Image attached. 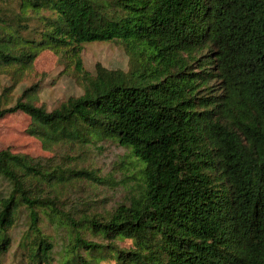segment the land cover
Returning <instances> with one entry per match:
<instances>
[{
	"label": "trees",
	"instance_id": "16d2710c",
	"mask_svg": "<svg viewBox=\"0 0 264 264\" xmlns=\"http://www.w3.org/2000/svg\"><path fill=\"white\" fill-rule=\"evenodd\" d=\"M122 45L127 69L82 60ZM57 49L82 93L48 109L38 84ZM6 77L7 82H2ZM23 112L52 156L0 149V264H264V0H0V119ZM122 149L133 192L91 158Z\"/></svg>",
	"mask_w": 264,
	"mask_h": 264
},
{
	"label": "rangeland",
	"instance_id": "374dc122",
	"mask_svg": "<svg viewBox=\"0 0 264 264\" xmlns=\"http://www.w3.org/2000/svg\"><path fill=\"white\" fill-rule=\"evenodd\" d=\"M57 49L42 50L34 60L33 69L20 81L10 93V100L14 101L21 91L32 85L38 84L37 104H43L48 109L55 107L59 102L71 95L82 93V87L75 76L63 73L58 60ZM82 60L85 69L94 71L95 64L100 63L106 68L127 69L128 57L121 44L111 41H97L84 44ZM6 83V77H2ZM30 118L23 112L5 115L0 119V149L9 147L16 152L28 153L33 156H52L54 148L47 146L39 137L27 133L26 128ZM122 149L115 144H107L105 150L99 151L91 158L93 165L103 173L114 178L97 187L98 198H101L106 208L114 202L126 201L133 192V186L128 183L131 179L122 178L118 174V158ZM19 255L13 246L5 257L7 264H18ZM103 264H114L113 261H104Z\"/></svg>",
	"mask_w": 264,
	"mask_h": 264
}]
</instances>
